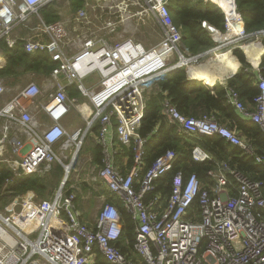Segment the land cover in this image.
<instances>
[{
  "label": "built area",
  "instance_id": "built-area-1",
  "mask_svg": "<svg viewBox=\"0 0 264 264\" xmlns=\"http://www.w3.org/2000/svg\"><path fill=\"white\" fill-rule=\"evenodd\" d=\"M59 2L0 0V41L8 47L22 41L24 51L44 52L50 62L41 83L29 82L0 102V160L20 169V175L43 176L55 166L63 173L49 197L9 213L0 210V264H93L97 253L110 264H264V179L221 160L207 171L213 181L209 186L195 172L183 175L179 170L164 197L157 191L158 181L173 168L177 152L167 148L148 163L147 137L139 133L152 83L179 68L192 79L190 67L205 54L252 35L244 29L235 0L234 17L219 7L225 31L215 29L229 34L235 27L232 38L216 39L212 28L216 47L196 54L183 43L169 0H85L63 16ZM51 4H56L58 18L48 21L42 10ZM92 9L108 14L97 31L90 26ZM137 15L149 18L157 29L159 38L152 46L134 39ZM258 36H264V29ZM256 85L259 92L251 108L227 82L226 97L264 133L260 73ZM70 87L76 95H69ZM4 90L0 77V94ZM83 98L92 108L90 115L80 108ZM35 108L46 116L41 118ZM73 109L81 124L67 126L64 118ZM162 112L165 123L183 139L218 135L264 165V152L213 113L185 115L167 97ZM90 135L100 160L86 167L82 159L92 158L82 147ZM125 149L131 152L127 168L122 163ZM190 155L199 162L213 158L198 144ZM79 197L100 203L92 221L84 218ZM27 205L29 212L16 215L26 212ZM120 205L134 223L132 242L122 237Z\"/></svg>",
  "mask_w": 264,
  "mask_h": 264
},
{
  "label": "trees",
  "instance_id": "trees-1",
  "mask_svg": "<svg viewBox=\"0 0 264 264\" xmlns=\"http://www.w3.org/2000/svg\"><path fill=\"white\" fill-rule=\"evenodd\" d=\"M235 3L236 10L244 21V29L247 33L264 29V0H235ZM216 4L217 2L214 0H169L172 20L175 25L181 28L183 43L192 53H200L203 51L199 50L211 49L217 45L211 32L203 26L204 21L219 31H225L224 15L219 8L220 6ZM42 13L47 20L56 18L55 14L47 18L48 13H53L50 8H44ZM217 30H215L214 37L222 40L225 34ZM261 42L264 45V36H262ZM241 49L245 52L247 59L254 65H258L260 62L259 73L264 76V46L258 43L254 53H251V50L248 49ZM3 50L6 63L4 68L0 70V74L15 75L16 77L21 73L18 71L19 68H22V71H40L41 68L47 70L50 66L45 53L30 55L23 51L21 44H17L12 48L4 46ZM231 53L232 62H239L240 66L237 72L228 78L227 85L234 87L238 91L242 102L251 108L253 99L259 92L256 85V73L252 70V66L246 61L243 52L239 48L232 49ZM201 80L204 79L189 78L182 68L175 69L158 81L159 89L151 93L147 101L139 129L140 135L147 137L145 145L146 161L150 163L167 148H172L177 152V159L173 168L158 181L157 191H160L164 197L168 196L171 180L179 170L182 171L183 175L195 172L201 182L209 186L213 181L207 175V171L221 160H227L231 166L242 170L254 179H264V165L256 163L252 157L244 154L238 147L225 142L218 135H200L194 138L196 144L198 143L213 157L204 162L194 161L191 158L190 150L195 143L180 137L176 133L175 127L167 125L163 120V101L167 97L185 115L198 116L204 112L213 113L220 123L227 124L237 130L242 136L250 139L255 144L258 152H264V133L257 123L243 117L228 101L226 97L227 87L221 83H215L214 85L209 83L213 86H207ZM68 92L69 95L76 93L71 87ZM157 122H159L158 127L154 130ZM97 152L100 160L98 148ZM46 187L47 183L42 177L36 174L14 177L13 171L0 163V192L2 190L6 193L9 192L0 196L2 201L7 200L8 196L13 197L29 190L36 193L39 198H43ZM120 209L123 220L122 237L128 238L132 242L134 223L126 211L121 208V205ZM93 264L110 263L100 253H97Z\"/></svg>",
  "mask_w": 264,
  "mask_h": 264
},
{
  "label": "rangeland",
  "instance_id": "rangeland-1",
  "mask_svg": "<svg viewBox=\"0 0 264 264\" xmlns=\"http://www.w3.org/2000/svg\"><path fill=\"white\" fill-rule=\"evenodd\" d=\"M206 1H209V0H206ZM76 2L79 4V6L80 5H82L84 2H85V0H76ZM210 2H212V1H210ZM218 4V3H217ZM140 5H142V7L145 5L144 4V1H141L140 2ZM140 5H138V9H140ZM231 12H232V0H230V2H229V8H228ZM52 10V9H51ZM133 10H135V8H133ZM67 12H69V11H67ZM53 13L55 14V16H56V18H58V14H57V11H53ZM65 13H64V7L62 8V15L61 16H63ZM89 16H90V18H91V23L92 24H90V26H91V29L92 30H96L97 31V29H98V27L101 25V23L102 22H104L106 19H108V14L107 13H103V12H100V11H98V10H94V9H92V10H90L89 11ZM65 17V16H64ZM56 18L54 19V20H56ZM136 21L138 22V25H137V28H136V31L134 32V39H136L137 41H142L143 42V44L145 45V46H147V47H149V46H152L156 41H157V39L159 38V35H158V32H157V29L153 26V24H152V22L150 21V19L149 18H147V17H141L140 15H137L136 16ZM49 21H51V20H49ZM153 32V33H151V35L149 34L150 32ZM235 32H234V30H232L229 34H228V36H226V34L224 35V37L222 38V40H227V39H229L230 37H232L233 36V34H234ZM150 37H152V39L151 40H149V38ZM256 39V40H258V42L255 44V45H253L252 47H250L248 50H251V49H253L254 47H256L257 45H258V43H259V41L261 40V38H262V36H256V35H254V36H249L248 38H247V40H250V39ZM247 40H244V41H240V42H232L231 44H228V45H225V46H222L221 47V45L222 44H220V45H218V46H220V48L218 49V50H215L216 52H220V51H222V50H224V49H227V48H237L238 47V45L241 43V42H245V41H247ZM214 47H216V46H214ZM213 47V48H214ZM213 48H211V49H213ZM211 49H207V50H211ZM205 50V49H204ZM203 49L202 50H199V51H204ZM207 50H205V51H207ZM213 51V50H212ZM211 51V52H212ZM198 52V51H197ZM210 52V53H211ZM209 54V53H208ZM208 54H205V56L206 55H208ZM227 55L229 56L228 58H227V65L229 66V67H231L232 66V64H231V56H232V53L229 51V49H228V53H227ZM204 59V56H203V58H202V60ZM237 69V68H236ZM20 70H21V68H20ZM23 70V69H22ZM237 72V71H236ZM229 76V75H228ZM37 77H36V75L34 76V75H22L21 76V79H20V85H21V87H23V86H25L27 83H29V82H38L37 81V79H36ZM204 80H202V82H203V84L204 85H207V86H210L209 85V83L210 84H212V83H214V82H216V83H221V84H223V85H225V82H227V80H228V78L227 79H224V80H216V81H210L209 79H206V78H203ZM206 80V81H205ZM155 84V83H154ZM154 84L152 83L151 85H150V87H149V89H148V91H152L153 90V88H154ZM85 99L86 98H83L82 100H80L81 102H83V103H86L87 102V100L85 101ZM40 116V115H39ZM41 117V116H40ZM92 136L93 135H90V136H88L86 139H85V141H84V145H83V147H82V153L83 152H88V151H90L91 150V146L90 145H92L93 144V140H92ZM189 142H192V143H195L196 144V142H195V140L194 139H189L188 140ZM198 144V143H197ZM96 147H94L93 149H95ZM96 150V153L98 154V152H97V149H95ZM82 161H86V163H85V165H86V167H92L93 166V162H91V160H89L88 158H86V159H82ZM0 163H2V164H4V165H6L8 168H10L12 171H13V173H14V177H16V176H18V175H20V173H21V171H20V169H18L17 167H14V166H11L10 164H8L7 162H3V161H1L0 160ZM62 176H63V173H62V169H61V167H59V166H55V168L54 169H52V171H50V172H48V173H46L45 175H43V176H40V177H42L45 181H46V183H47V187H46V189H45V191H44V193H45V195H44V197L43 198H45V197H49L51 194H52V192L55 190V188H57L58 187V185H59V183H60V181H61V178H62ZM85 188H87V187H85ZM7 193H9V192H7ZM4 190H2L1 192H0V196L1 195H6L7 194ZM39 198V196L38 195H36V193H33V191H31V190H29V191H27V192H25V193H22V194H16V195H14L13 197H10V196H8V199L7 200H5V201H2V199H0V210L1 211H4V212H11V211H15V210H19V209H21L22 208V206L24 205V204H27V202H31V201H36L37 199ZM40 198H42V197H40ZM78 205H79V207H80V209L81 210H83L84 209V212H85V214H84V216L86 217L87 216V213H89V212H93L94 213V211L95 212H97V209H98V207L100 206L99 204V202L98 201H96L95 199H92L91 201H86V200H82L80 197H79V199H78ZM11 204V205H10ZM6 205H10V207L12 208V209H10V210H8L7 208H6ZM86 208H87V210H86Z\"/></svg>",
  "mask_w": 264,
  "mask_h": 264
},
{
  "label": "crops",
  "instance_id": "crops-1",
  "mask_svg": "<svg viewBox=\"0 0 264 264\" xmlns=\"http://www.w3.org/2000/svg\"><path fill=\"white\" fill-rule=\"evenodd\" d=\"M55 5L56 4H51L50 6H48L47 8H50V9H52L53 11H57V8L55 7ZM57 5H59V6H63L64 5V7L66 8L64 11H73V10H75L77 7H79V4L76 2V0H60V2H59V4H57ZM218 6H220L221 7V5H218ZM223 9V8H222ZM224 10V9H223ZM225 11V10H224ZM226 13H228L231 17H234L233 15H232V12L230 11V10H228V11H225ZM52 16H54V13H48V17L47 18H50V17H52ZM55 18H53V19H51V20H54ZM49 21V20H48ZM214 28V27H213ZM215 29V28H214ZM21 30V29H20ZM233 30H234V32H236V29H235V27L233 28ZM21 32L23 33V31L21 30ZM226 36H228V34H226ZM261 41V40H260ZM1 42H2V44H1ZM217 43V42H216ZM17 44H21V46H22V49H23V44H22V41H19V42H17L15 45H17ZM14 45V46H15ZM3 46V47H2ZM4 46H6V47H8V45H7V43L5 42V41H3V40H1L0 41V70L2 69V68H4V66H5V53H4V50H3V48H4ZM262 46H264L263 44H262ZM8 48H12V47H8ZM24 51V50H23ZM26 52V51H25ZM204 52V51H203ZM255 52V47L253 48V49H251V53H254ZM27 53V52H26ZM40 53H42V52H40ZM44 53V52H43ZM28 54H30V55H35V54H38V53H28ZM246 55V54H245ZM228 58V57H227ZM246 58V61L252 66V70H254L255 71V73H256V75L259 73V68H260V62L258 63V65H254L251 61H249L248 59H247V56L245 57ZM260 61H261V59H260ZM231 64H232V66H231V69H232V71L228 74L229 76H227L226 77V79L227 78H229L234 72H236L237 71V69H238V67L240 66V64L238 63V65L236 64V62L234 61V62H232V60H231ZM237 68V69H236ZM48 70H49V67H48V69L46 70H44V69H42L41 68V70L40 71H37V70H27V71H22V68H21V70H20V68L18 69V71L19 72H21V73H19L16 77H15V75H5V74H0V77L3 79V82H4V84H5V90L0 94V102H2V101H7V100H10L11 98H13L16 94H17V92L22 88L21 87V83H20V79H21V76L24 74H26V75H36V79H37V81H38V83H41L42 82V80L48 75ZM232 77V76H231ZM197 80H199V79H203V78H205V77H195ZM195 78H192V79H195ZM199 78V79H198ZM202 81V80H201ZM217 82V81H216ZM216 82H214V83H212L213 85L216 83ZM222 83V82H221ZM226 83V82H225ZM213 85H210V86H213ZM223 85V84H222ZM71 88H73V87H71ZM159 89V86H158V82L157 83H155L154 84V88H153V90L150 92V91H146V94L148 95V97L150 98V95H151V93H154L155 91H157ZM73 90L76 92L74 95H76L77 94V91L73 88ZM73 96V95H72ZM148 98V99H149ZM80 104V108H84V110H85V113H86V115H90L91 114V112H92V108H91V106H90V104L89 103H79ZM34 111L36 112V113H38V115H40L41 116V118H44L46 115H45V113L43 112V110H41V109H39V108H35L34 109ZM64 123L67 125V126H75V125H78V124H81V121H80V117H79V114L73 109V110H71L69 113H68V115L64 118ZM91 146V150L90 151H88V152H86V153H90V155H91V157L90 158H92V160H91V162H93V163H95V162H98L99 161V158H98V155H97V153H96V148L95 149H93L94 147L92 146V145H90ZM123 156L124 157H122V163H123V165H124V167L125 168H127V167H129V165L131 164V152L130 151H128V150H124L123 151ZM125 160V161H124ZM119 161H120V159H119ZM87 191H88V188L86 189ZM100 190H102L103 191V187H101L100 186ZM105 190V189H104ZM92 199H89V200H87V201H91ZM31 210V208H30V206L29 205H27L26 206V212H22L21 214H16V215H22V217L25 215V213H27V212H29ZM86 210H87V208H86ZM83 213L85 214V212H84V209H83ZM83 214V215H84ZM84 218L85 219H87L88 221H92V219H93V212H89V213H87V216L85 217L84 216Z\"/></svg>",
  "mask_w": 264,
  "mask_h": 264
},
{
  "label": "bare ground",
  "instance_id": "bare-ground-1",
  "mask_svg": "<svg viewBox=\"0 0 264 264\" xmlns=\"http://www.w3.org/2000/svg\"><path fill=\"white\" fill-rule=\"evenodd\" d=\"M221 5V7L228 11L230 0H214ZM232 38V37H230ZM258 42L256 39H250L245 42H241L238 47L249 49ZM228 49L230 52L231 49L227 48L220 52H211L208 55L204 56V59L200 61L197 65L190 67V74L192 77H205L210 81L224 80L228 74L232 71L231 67L227 65V55ZM238 65V63L236 62ZM199 79V78H198Z\"/></svg>",
  "mask_w": 264,
  "mask_h": 264
},
{
  "label": "water",
  "instance_id": "water-1",
  "mask_svg": "<svg viewBox=\"0 0 264 264\" xmlns=\"http://www.w3.org/2000/svg\"><path fill=\"white\" fill-rule=\"evenodd\" d=\"M204 25L207 27L208 30H210V29L213 28V26H211V25H210L209 23H207V22H204ZM260 34H261V30H258V31H255V32L252 33L253 36H254V35L258 36V35H260ZM259 43H260V45H262V42H261V41H259ZM237 48H239V49L243 52L244 56L246 57L245 52H244L240 47H237ZM231 51H232V50H231ZM238 63H239V62H238ZM235 73H236V72H234L231 76H233ZM231 76H230V77H231Z\"/></svg>",
  "mask_w": 264,
  "mask_h": 264
}]
</instances>
